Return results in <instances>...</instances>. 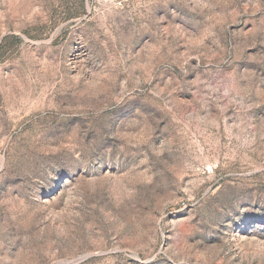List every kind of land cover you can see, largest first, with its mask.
I'll list each match as a JSON object with an SVG mask.
<instances>
[{"label": "rangeland", "instance_id": "374dc122", "mask_svg": "<svg viewBox=\"0 0 264 264\" xmlns=\"http://www.w3.org/2000/svg\"><path fill=\"white\" fill-rule=\"evenodd\" d=\"M0 264H264V0H0Z\"/></svg>", "mask_w": 264, "mask_h": 264}]
</instances>
